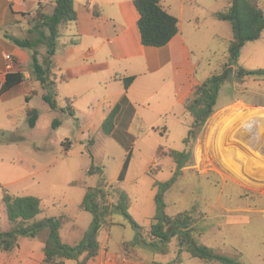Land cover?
Masks as SVG:
<instances>
[{"label":"rangeland","instance_id":"obj_1","mask_svg":"<svg viewBox=\"0 0 264 264\" xmlns=\"http://www.w3.org/2000/svg\"><path fill=\"white\" fill-rule=\"evenodd\" d=\"M166 1L174 4L179 0ZM186 1L190 14L201 18L223 11L228 5V0ZM257 1L264 9V0ZM190 3L194 5L192 10ZM52 8L53 5L47 3L45 12L50 14ZM201 22L203 28L192 33L194 35L190 39L195 43L192 44L196 57L193 59L199 61L196 69L202 75L204 69L211 74L218 73L228 60L231 26L229 22L217 20L214 16H207ZM239 64L249 69L264 68V30L258 39L244 44ZM59 79L56 85V109L50 108L38 93L30 103L39 111L35 126L29 127L28 122H24L20 113L15 111L11 119L16 120L17 127L14 131H0V156L5 158L0 165L9 167L0 168V173H11L3 177L8 184L5 186L16 194L39 197L42 207L52 212L62 210L72 218L70 223L74 221L79 228H83L92 218L90 212L79 206L85 187L97 186L102 182L112 184L128 194V212L144 226L141 234L145 237L149 220L155 213L153 197L156 188L153 182L169 179L176 170L171 158L163 155L156 157V153L159 147L178 151L185 148L183 139L191 116L185 111L174 110L166 117H160L150 108H143L142 117L135 118L129 126L128 130L134 136L132 153L125 177L118 181L125 149L101 131L103 109L107 105L96 103L95 98L104 86L95 88L92 99H88V92L67 97L65 90L77 89L78 86L73 82L61 83ZM118 83L110 82L109 87L119 86ZM66 99L73 106L72 115L66 110ZM263 114L264 80L249 76L242 81L228 80L222 85L213 113L188 144L187 149L192 151L191 161L180 169L176 180L164 194L166 213L172 215L195 207L199 214L197 226L201 229L203 225H219L223 227L222 236L228 241L239 234L250 235L257 237V248L263 246L264 218L250 216L251 213L240 209L222 211L220 207V203H223L227 207L264 209V195L252 193L249 188L251 179L241 173L244 164L248 174H261L264 177V142L261 143V152L256 145L259 139L251 138L256 129L252 123L258 122L264 131ZM53 119L60 121L59 126L52 125ZM260 135H264V132H260ZM65 141L70 142L67 151ZM91 162L101 168V173H87ZM156 164L160 165V170L149 173L150 166L152 171L156 170ZM258 165L260 168H257ZM248 183V188H241ZM110 218L114 224L102 227L99 239L110 248H117L135 230L119 210H113ZM238 222L242 223L238 225ZM8 226L0 202V230H7ZM211 235L218 237L220 234L216 231ZM174 239L172 237L168 244ZM203 240L211 242L206 238ZM139 247H143L140 242Z\"/></svg>","mask_w":264,"mask_h":264},{"label":"crops","instance_id":"obj_2","mask_svg":"<svg viewBox=\"0 0 264 264\" xmlns=\"http://www.w3.org/2000/svg\"><path fill=\"white\" fill-rule=\"evenodd\" d=\"M49 2L53 5V0H0V86L7 73H21L24 76L19 84L0 95V131H14L17 125L16 120L11 119V115L15 111L20 113L24 122H27V111L33 108L30 104L32 97L38 93L42 97L47 92V89L30 74V52L16 45L5 34L18 38L38 39L40 32L45 30L33 29L29 21L36 15L39 7L45 12ZM93 4L99 5L102 9L98 17L92 12ZM188 4L186 0H179L174 4L162 0V6L177 18L178 32L164 46L148 47L140 42L136 24L138 13L133 0H73L77 20L61 29L60 46L52 56L55 65L52 73L56 85L58 78L61 83L73 82L78 86L77 89H67L64 95L77 97L88 92V99H92L96 87L104 86L103 91L98 93L95 99L98 104L106 103L107 106L103 109L105 114L123 94V82L120 77L132 75L134 79L126 90L128 100L135 107L130 124L135 118L142 117L143 108H150L160 117H166L174 110L184 111L183 105L190 97L193 86L211 75V72L205 69L203 75L198 74L196 67L199 61L193 59L196 58L192 46L195 43L190 39L194 35L192 33L203 28L201 20L213 15L201 18L199 15L190 14L191 12L186 9ZM190 5L191 10L194 9V5L191 3ZM71 40L76 42L71 43ZM37 49L41 60L45 54V46L39 44ZM6 55L11 57V67H7ZM110 82H119V86L109 87ZM72 107L70 102V110ZM252 126H256V129L253 130L254 135L251 138L259 139L256 143L257 150L262 152L261 143L264 142V135H260V132L264 131L258 122L252 123ZM4 162L5 158L0 156V164ZM0 168L9 167L0 165ZM257 168H260V165ZM241 173H245L252 182L251 187L248 183L241 188L249 187L252 193L264 195V177L261 174L260 176L248 174L244 164ZM3 175L4 173H0V185L6 187L8 184L3 177L11 173ZM220 207L222 211L240 209L251 213L250 216L264 218V209L261 207H227L223 203H220ZM42 210L39 217L64 213L62 210L52 212L47 207H42ZM71 219L68 216V220L60 228V237L62 241L74 244L82 238L89 224L79 228L74 221L70 223ZM240 223L242 222H238V225ZM196 227L200 233L198 239L215 251L228 257H235L239 264H264V240L261 242L263 246L257 248L259 241L256 236L239 234L228 241L222 236V226L203 225L202 229ZM216 231L220 235L213 237L211 234L214 235ZM47 236V229L41 230L35 238L19 236L18 247L9 253L0 250V264H42ZM205 238L211 242L203 240ZM98 241L100 244L98 254L86 264H169L176 254V238L163 252L153 250L141 241L139 242L143 247H139L136 232H132L130 238L123 239L117 248H110L106 242L101 243L99 235ZM175 264L207 263L183 251L181 261Z\"/></svg>","mask_w":264,"mask_h":264},{"label":"trees","instance_id":"obj_3","mask_svg":"<svg viewBox=\"0 0 264 264\" xmlns=\"http://www.w3.org/2000/svg\"><path fill=\"white\" fill-rule=\"evenodd\" d=\"M133 5L138 13L136 24L143 46H164L178 32V20L162 6V0H133ZM92 12L95 17H98L102 9L99 5L93 4ZM213 16L217 20L230 23L232 38L227 47L228 60L220 72L213 73L194 85L190 97L183 105L184 111L191 116L187 134L183 139L185 148L182 151L158 148L156 157L163 155L171 158L176 165V170L169 179L153 182L156 188L153 197L155 213L149 220L146 236L141 234L144 226L140 225L128 212V194L123 190H118L112 184L102 182L97 186L85 187L79 206L90 212L92 218L82 238L74 244L66 243L60 237V228L68 220L66 214L39 217V214L43 212L39 197L31 194H14L0 185V202L9 225L7 230H0V250L2 252L9 253L18 247L19 236L35 238L41 230L47 229L48 236L43 249L42 264H86L98 254L100 229L114 224L110 218L111 212L119 210L135 230L138 240L153 250L165 251L170 239L176 238V254L169 264L180 262L183 251L207 264H239L235 257H228L217 252L198 239L200 233L197 232L196 226L199 214L195 207L172 215L165 211L164 194L176 180L180 169L191 161L192 151L187 149L188 144L195 139L213 113L222 85L228 80L242 81L249 76L264 80V68L249 69L239 64V55L244 44L258 39L264 30V9L259 6L258 1L228 0L226 9L213 12ZM76 20L73 0H53V9L50 14L43 12L39 7L36 15L29 21L33 29L45 30V32H40L38 39L18 38L5 34L16 45L30 52V74L47 89L42 99L52 109L58 107L56 81L52 73V68L55 66L52 56L60 46L61 29L75 23ZM70 42L75 43L76 41L71 40ZM39 44L45 46V54L41 60L37 49ZM120 78L123 82V94L107 110L100 123L101 131L115 139L125 149V157L117 176L118 181L124 179L131 157L134 136L129 132L128 127L135 114V107L126 96V90L134 76ZM23 79L24 76L21 73H7L0 86V95L19 84ZM65 101L66 110L72 115L70 101L69 99ZM38 116L39 111L36 108H30L27 111L29 127L35 126ZM59 124V120L53 119L54 127ZM65 142V151H67L70 142ZM90 156L92 157V154ZM159 167L160 165L156 164V170L152 171V166H150L148 172L159 171ZM95 172L101 173V168L91 162L87 173Z\"/></svg>","mask_w":264,"mask_h":264},{"label":"built area","instance_id":"obj_4","mask_svg":"<svg viewBox=\"0 0 264 264\" xmlns=\"http://www.w3.org/2000/svg\"><path fill=\"white\" fill-rule=\"evenodd\" d=\"M6 59L8 60L7 67H11L12 60H11L10 55H6Z\"/></svg>","mask_w":264,"mask_h":264}]
</instances>
